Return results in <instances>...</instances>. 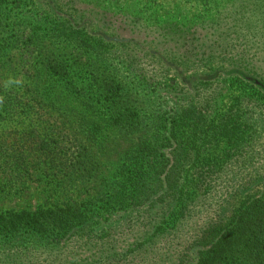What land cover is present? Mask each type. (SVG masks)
I'll list each match as a JSON object with an SVG mask.
<instances>
[{
	"label": "trees",
	"instance_id": "1",
	"mask_svg": "<svg viewBox=\"0 0 264 264\" xmlns=\"http://www.w3.org/2000/svg\"><path fill=\"white\" fill-rule=\"evenodd\" d=\"M54 1L57 6L63 2ZM67 1L70 18L50 7L41 18L34 14L42 23L60 25L47 29L71 40L73 54L67 59L44 57L33 103L17 94L11 101L0 74V130L19 119H41L40 124L28 121L26 129L10 135L12 141L0 144L7 153L0 172L11 176L25 169L7 167L34 149L39 166L45 167L42 173L55 181L64 174L71 181L104 182L88 208L73 204L36 213H0V264H23L18 261L28 258L32 264L38 257L34 251L44 253L65 238L98 228L103 232L100 249L113 245L109 234L140 229L147 235L144 241L130 242L122 251L112 246L121 260L151 242L150 235L195 216L201 231L197 243L204 248L188 264H264V165L256 166L264 159V24L259 29L258 22L246 21L240 8L230 24L193 26L150 24L120 8L98 11L101 23L94 22L93 29L101 32L94 34L86 23L78 24L91 16L77 7L82 0ZM118 20L122 23L116 28ZM129 22L151 31L144 47L155 61L151 72L139 65L119 33L106 31H118ZM6 28L0 29V65H6V51L14 47L9 37L18 36V28ZM58 88L66 100L60 106L54 100ZM230 91L231 103L220 108L219 100ZM53 114L59 121L45 124L43 117ZM65 130L71 139L76 136V151L62 148L59 137ZM111 137L129 146L121 145L116 171L104 178L94 148L106 154ZM219 179L224 180L218 189ZM210 194L219 196L214 204L207 201ZM23 229L31 232L26 235ZM127 261L137 263L134 257Z\"/></svg>",
	"mask_w": 264,
	"mask_h": 264
},
{
	"label": "rangeland",
	"instance_id": "2",
	"mask_svg": "<svg viewBox=\"0 0 264 264\" xmlns=\"http://www.w3.org/2000/svg\"><path fill=\"white\" fill-rule=\"evenodd\" d=\"M67 3V0H63L62 4L57 6L54 0H3L0 7V29L7 27L8 30L11 25L18 28V36L12 35L9 37L10 41L15 42L12 50L6 51V65H0L1 83L4 85L5 93H11V101L14 94H17L24 100L30 99L33 103L32 91H35L37 87L34 81L38 80L40 85L39 69L42 67L45 56L54 55L61 59L72 57V47L69 44L71 40L68 41L65 35H58L59 32L47 29V26L50 25L54 28H59L60 25H48L37 19V17L41 18L44 9L48 7L57 10L60 17L70 18L71 11L68 9ZM77 7L84 10V13L91 14L89 17L78 20V24L84 25L86 23L88 29L94 34H97V31L101 32L99 29H93V26L95 27L94 22H97V25L101 23L99 17H96L98 11L120 8H124L127 13L139 14L150 24L168 21L191 26L201 22H209L211 25L230 24L236 17L237 8H240L239 16L248 18L246 21L250 19L253 23L258 22L257 27L259 29L263 28L262 24H264V8L261 5V0H82ZM110 20L112 18H109L108 21ZM115 22L116 28L122 23L119 20ZM109 24L107 23L106 26H109ZM123 26L124 28L118 31L106 27V31L111 34L112 32L119 33L123 38V42L131 45L130 47L133 49V53L135 52L134 55L139 61V65L144 70L147 69L151 72L155 61H152L150 51L144 49L150 41V36L146 37V35L151 31L147 30V27H137L130 22L126 25L123 24ZM140 30L142 33H140ZM9 33L5 32L4 35L6 36ZM76 51L78 49L75 50L74 55L77 54ZM86 56L94 59L90 54H86ZM121 69L122 71L125 70L124 67H121ZM34 75L38 76L35 80L33 79ZM127 81H130V77ZM60 89L58 88V95L54 97L58 106L66 103L65 94L61 93ZM232 95L233 93L230 91L224 98L219 100L218 106L223 108L229 105ZM4 96L7 97V94ZM41 103L46 105L43 100H41ZM50 107H53L50 110L54 113L56 109L54 103ZM35 108L38 111L42 110L40 104H37ZM54 116L55 114L52 117H43L42 120L45 124L52 126L59 121ZM35 117L29 118L27 122H23L26 119H19V123L18 121L9 123L3 130H0V144H3L4 141H6V144L12 141L10 135H13L14 131L19 128L26 129V124L30 120L35 124H40L41 119L38 120V117ZM65 123L71 128V123H67V120H65ZM67 130L63 131L59 137L63 141L62 148L68 152L71 148L76 151L78 146L74 140L76 136L71 139V134H68ZM110 142L112 144L106 154H104L105 151H99L98 147L94 148L104 178L110 177L116 171L119 156L122 154L119 153L121 145L129 146L128 141L114 137H111ZM28 152L30 153L27 156L28 158L22 160V162H16L15 165L10 163L7 167L8 170L12 167H26L25 169L20 168L11 173V176L0 172V213L6 214L9 211L36 213L44 210H55L59 206H72L73 204L88 208L90 200L102 188L103 178L98 181H71L63 174L60 180L55 181L50 176L42 173V169L45 167L39 166L37 154H32L34 149H28ZM6 154L4 150L3 152L0 150L1 170L6 167L5 162H3L7 156ZM263 165L264 159L256 166L262 167ZM223 180H218V189L223 187L221 185ZM228 183L232 184V181ZM214 196V194H210L207 201L214 204L216 199L219 198L218 195L217 197ZM197 217L190 218V221H188L189 219L185 220L175 229L150 235L151 242L135 252L128 253L127 257L121 260V257H117V255L114 257L117 252L113 247L117 244L119 251H122L124 245H128L130 242L144 241L147 235H143L140 229L135 228L133 230L131 228L130 230V226H125L129 230L126 231L123 228V231L118 234H109L113 247L109 246L105 249H100V242L102 241L100 234L103 235V232H100L101 228L97 229L98 232L93 231L89 235L68 237L69 239L61 240L54 249H48L44 253L40 250L34 251L32 254H37L38 257L32 264H77L80 261L86 264H125L127 259L130 261L132 257L136 259V264H188L204 248L197 243V237L201 232L195 226ZM153 229H149L148 235L152 233ZM30 232L27 229L22 230V233L26 235ZM93 243H97L98 247L93 248ZM97 251L101 252L95 254ZM18 262L29 264L30 258L21 259Z\"/></svg>",
	"mask_w": 264,
	"mask_h": 264
}]
</instances>
